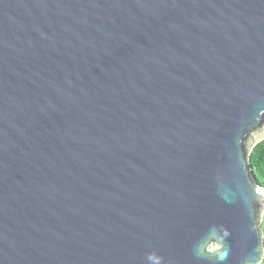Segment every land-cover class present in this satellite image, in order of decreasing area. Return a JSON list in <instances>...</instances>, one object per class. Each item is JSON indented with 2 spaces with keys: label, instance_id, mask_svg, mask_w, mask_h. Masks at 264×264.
Instances as JSON below:
<instances>
[{
  "label": "water",
  "instance_id": "95a60500",
  "mask_svg": "<svg viewBox=\"0 0 264 264\" xmlns=\"http://www.w3.org/2000/svg\"><path fill=\"white\" fill-rule=\"evenodd\" d=\"M263 140L264 0H0V264H259Z\"/></svg>",
  "mask_w": 264,
  "mask_h": 264
},
{
  "label": "trees",
  "instance_id": "16d2710c",
  "mask_svg": "<svg viewBox=\"0 0 264 264\" xmlns=\"http://www.w3.org/2000/svg\"><path fill=\"white\" fill-rule=\"evenodd\" d=\"M250 162L257 182L264 186V140L254 148L250 156Z\"/></svg>",
  "mask_w": 264,
  "mask_h": 264
},
{
  "label": "clouds",
  "instance_id": "9594fccd",
  "mask_svg": "<svg viewBox=\"0 0 264 264\" xmlns=\"http://www.w3.org/2000/svg\"><path fill=\"white\" fill-rule=\"evenodd\" d=\"M227 235V233H225ZM262 247H264V241H262ZM259 264H264V256L260 258Z\"/></svg>",
  "mask_w": 264,
  "mask_h": 264
}]
</instances>
